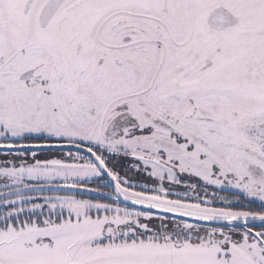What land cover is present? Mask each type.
<instances>
[{
    "label": "snow or ice",
    "instance_id": "obj_1",
    "mask_svg": "<svg viewBox=\"0 0 264 264\" xmlns=\"http://www.w3.org/2000/svg\"><path fill=\"white\" fill-rule=\"evenodd\" d=\"M0 264H264V0H0Z\"/></svg>",
    "mask_w": 264,
    "mask_h": 264
}]
</instances>
